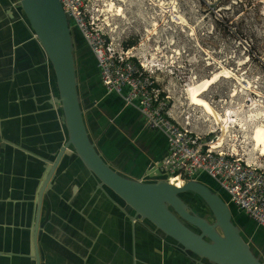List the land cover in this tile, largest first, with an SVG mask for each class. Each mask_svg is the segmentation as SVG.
I'll return each instance as SVG.
<instances>
[{
	"label": "crops",
	"instance_id": "obj_1",
	"mask_svg": "<svg viewBox=\"0 0 264 264\" xmlns=\"http://www.w3.org/2000/svg\"><path fill=\"white\" fill-rule=\"evenodd\" d=\"M12 1L0 0V264H35L34 243L38 264H171L168 243L192 264H204L133 217L115 195L97 186L75 154L43 179L47 149L60 135L50 103L53 73ZM90 93L88 123L104 152L122 170L148 174L164 154V137L142 135L146 126L139 111L117 94L104 93L99 82ZM43 182L36 210V189Z\"/></svg>",
	"mask_w": 264,
	"mask_h": 264
},
{
	"label": "rangeland",
	"instance_id": "obj_2",
	"mask_svg": "<svg viewBox=\"0 0 264 264\" xmlns=\"http://www.w3.org/2000/svg\"><path fill=\"white\" fill-rule=\"evenodd\" d=\"M94 1L98 20L106 29L124 38V44L134 40L132 51L148 69L154 70L153 78L181 121L187 120L200 134L219 139L220 146L233 150L236 156L264 165V0ZM72 30L78 44V70L89 73L87 80L83 74L86 82H94L98 71L93 55L81 45L78 30ZM223 69L229 74L218 77L202 92L220 112L216 121L188 101L186 87ZM141 133L163 138L158 129L144 127ZM198 178L227 200L226 192L213 179L202 172ZM181 196L207 214L205 205L193 202L190 193L182 192ZM228 205L232 220L241 227L246 240L263 246L264 229L229 202ZM160 242L164 245L165 240ZM167 247L172 260L169 263L192 264L180 248L169 243ZM176 253L180 257L173 258ZM193 264L199 263L194 260Z\"/></svg>",
	"mask_w": 264,
	"mask_h": 264
},
{
	"label": "water",
	"instance_id": "obj_3",
	"mask_svg": "<svg viewBox=\"0 0 264 264\" xmlns=\"http://www.w3.org/2000/svg\"><path fill=\"white\" fill-rule=\"evenodd\" d=\"M12 3L27 20L53 73L50 103L54 105L60 135H56L53 148L47 149L49 164L44 165L43 179L58 173L63 160L75 154L93 174L97 186L115 195L133 217L146 220L159 236L173 240L194 259L204 264H264V247L257 248L246 240L241 227L231 218L228 202L207 183L188 179L178 185L162 174L139 177L122 170L104 152L88 123L91 85L86 95L80 93L74 54L77 43L59 0ZM41 183L36 189V210L45 185ZM184 191L199 196L209 213L194 210L180 196ZM33 257L38 264L35 243Z\"/></svg>",
	"mask_w": 264,
	"mask_h": 264
},
{
	"label": "built area",
	"instance_id": "obj_4",
	"mask_svg": "<svg viewBox=\"0 0 264 264\" xmlns=\"http://www.w3.org/2000/svg\"><path fill=\"white\" fill-rule=\"evenodd\" d=\"M93 54L104 93L117 94L124 105L134 106L143 126L160 130L165 139L163 156L147 169L148 174L175 178L180 184L205 173L227 194L226 202L264 229V165L225 150L215 137L198 133L174 113L167 95L132 51V44L116 37L98 20L94 0H59ZM0 136V148L2 144ZM156 171V172H155ZM170 181V180H169ZM178 184V185H180Z\"/></svg>",
	"mask_w": 264,
	"mask_h": 264
},
{
	"label": "bare ground",
	"instance_id": "obj_5",
	"mask_svg": "<svg viewBox=\"0 0 264 264\" xmlns=\"http://www.w3.org/2000/svg\"><path fill=\"white\" fill-rule=\"evenodd\" d=\"M228 71L223 69L220 70L210 77H205L200 79L197 82H192L190 85L186 87V98L190 103L194 105H198L204 113L213 116L214 120L217 121L220 116V112L218 113L212 105L202 96V92L208 88L211 83H213L218 77L228 75ZM222 122V121H221ZM262 126V125H261ZM218 144H220V140H217ZM172 183L180 184V180H175V178H169Z\"/></svg>",
	"mask_w": 264,
	"mask_h": 264
},
{
	"label": "trees",
	"instance_id": "obj_6",
	"mask_svg": "<svg viewBox=\"0 0 264 264\" xmlns=\"http://www.w3.org/2000/svg\"><path fill=\"white\" fill-rule=\"evenodd\" d=\"M73 26H71V28H72ZM76 29V28H75ZM77 30V29H76ZM74 32V31H73ZM75 34H77L78 35V33L76 32ZM79 36H80V34H79ZM81 37V36H80ZM83 40V39H82ZM80 41V40H79ZM134 42V40H129L127 43H126V45H129V44H132ZM78 45V44H77ZM81 45H84V47H86V48H88V46L86 45V43L83 41V43H81ZM89 49V48H88ZM90 50V49H89ZM91 52V51H90ZM92 53V52H91ZM74 54H75V50H74ZM93 55V54H92ZM94 58V57H93ZM94 63H95V60H94ZM86 66V65H85ZM96 66V65H95ZM97 68V67H96ZM85 69H87L86 67H85ZM96 72H97V69H96ZM96 72H94L93 74L96 76ZM83 74H84V78H85V80H87V78H88V75H89V73L88 72H82L81 70H79V78H80V80H81V82L80 83H82V81H84V83L86 82L85 80H84V78H83ZM98 82H99V84H100V80H99V77L97 78V80L95 79V81L94 82H88L87 84H88V87H89V85H91L90 87H89V94H90V90L92 89V86H94V85H98ZM80 83H79V91H80V93L82 94V95H86L87 94V91H86V86H85V88H84V86L82 87L81 85H80ZM100 86H101V84H100ZM101 88H102V86H101ZM102 90H103V88H102ZM209 185V184H208ZM210 186V185H209ZM211 188H212V186H210ZM184 192H188V193H190L191 194V196H192V198L194 199L193 200V202L195 201V200H198L197 202H199V203H201V204H204V202L201 200V198L199 197V196H197L196 194H194V193H192V192H190V191H184ZM181 193L182 192H180L179 194H180V196H181ZM221 195V194H220ZM186 202H188L189 203V205L194 209V210H196V208L193 206V204H191L188 200H186L183 196H181ZM222 197V196H221ZM224 198V197H223ZM231 204V203H230ZM205 205V204H204ZM232 205V204H231ZM233 206V205H232ZM206 207V206H205ZM207 208V207H206ZM198 213H200V214H202L200 211H198V210H196ZM209 213V211H208V209H207V214ZM207 214H203V215H207ZM247 217V216H246ZM248 218V217H247ZM250 221H252L250 218H248ZM253 222V221H252ZM254 223V222H253ZM262 247H264V245L263 246H261V248Z\"/></svg>",
	"mask_w": 264,
	"mask_h": 264
},
{
	"label": "flooded vegetation",
	"instance_id": "obj_7",
	"mask_svg": "<svg viewBox=\"0 0 264 264\" xmlns=\"http://www.w3.org/2000/svg\"><path fill=\"white\" fill-rule=\"evenodd\" d=\"M75 59H76V55H75ZM79 64L77 63V60H76V71H77V77H78V80H79V83L81 82L80 78H79ZM80 85L83 87L84 86V81H82V83H80ZM86 89H87V85H86ZM258 248V247H257Z\"/></svg>",
	"mask_w": 264,
	"mask_h": 264
}]
</instances>
